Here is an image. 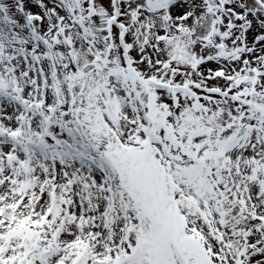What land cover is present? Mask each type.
Listing matches in <instances>:
<instances>
[{"label": "snow or ice", "instance_id": "obj_1", "mask_svg": "<svg viewBox=\"0 0 264 264\" xmlns=\"http://www.w3.org/2000/svg\"><path fill=\"white\" fill-rule=\"evenodd\" d=\"M0 264H264V0H0Z\"/></svg>", "mask_w": 264, "mask_h": 264}]
</instances>
